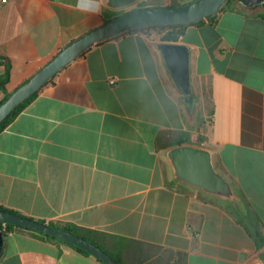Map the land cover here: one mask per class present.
I'll list each match as a JSON object with an SVG mask.
<instances>
[{
	"label": "crops",
	"instance_id": "crops-1",
	"mask_svg": "<svg viewBox=\"0 0 264 264\" xmlns=\"http://www.w3.org/2000/svg\"><path fill=\"white\" fill-rule=\"evenodd\" d=\"M193 1L0 0V103L108 19ZM168 30L93 45L0 132V205L93 231L122 264H264V6L182 29L193 101L158 49ZM182 136L213 152L232 197L175 178L165 153ZM2 234L0 264H104L32 229Z\"/></svg>",
	"mask_w": 264,
	"mask_h": 264
},
{
	"label": "water",
	"instance_id": "water-1",
	"mask_svg": "<svg viewBox=\"0 0 264 264\" xmlns=\"http://www.w3.org/2000/svg\"><path fill=\"white\" fill-rule=\"evenodd\" d=\"M136 0H110L115 6L127 5ZM228 0H196L183 5L144 6L128 10L108 19L100 26L71 42L51 61L41 67L29 80L17 88L0 105V124L12 111L39 91L52 77L58 74L71 61L79 57L97 42L138 27L152 24H190L218 14ZM241 6L254 9L264 6V0H238ZM175 41H160L166 67L175 86L184 94L187 101H193L191 82V47ZM165 158L176 179L202 189L210 194L230 198L235 191L230 180L220 172L214 162L213 152L194 144H180L169 148ZM0 221L12 223L26 229H34L56 237L91 252L108 264H122L108 251L96 243L64 228L28 216L0 208ZM5 236L0 233V251Z\"/></svg>",
	"mask_w": 264,
	"mask_h": 264
},
{
	"label": "trees",
	"instance_id": "trees-1",
	"mask_svg": "<svg viewBox=\"0 0 264 264\" xmlns=\"http://www.w3.org/2000/svg\"><path fill=\"white\" fill-rule=\"evenodd\" d=\"M238 4H239V1L238 0H228L222 7L221 11L222 10H225V9H230V10H233V9H236L238 7ZM173 5H176V4H173ZM143 7V6H142ZM217 16L216 15H213V16H210V17H207L208 19H214L215 17ZM204 19L206 18H202L200 19L198 22H202ZM185 25L187 24H152V25H148V26H145V27H138V28H134V29H131V30H128V31H125V32H121L115 36H112V37H109L107 39H112V38H117L127 32H130V31H136V30H146V29H151V28H160V29H167V28H170L171 30H168L161 38V41H175V37L176 35L180 34L182 29L185 27ZM105 40V39H104ZM103 41V40H102ZM102 41H99L97 42L96 44L102 42ZM84 54V52L82 53ZM6 64H7V70L6 72L0 77V85L3 89L6 90V86H7V83L9 82L10 80V77H11V63L9 61H6ZM55 77H52L39 91H37L34 95H32L31 97H29L27 100H25L23 103H21L19 106H17L13 111L12 113L0 124V132L40 93V91L48 84L54 82L55 80ZM12 93H9V92H6V96H5V99L3 100V102H5L9 96L11 95ZM1 102L0 105L3 103ZM188 141V138H184L183 136L182 137H179L175 140H173V142L170 144V145H180V144H183L185 142ZM0 208L1 209H4V210H9V211H12V212H16L18 214H21L20 212L16 211V210H12V209H9L5 206H2L0 205ZM23 215V214H21ZM43 222H46V221H43ZM3 223H6L7 225V230L6 231H2V233L6 234L10 231H12L14 228H23V227H19L15 224H12V223H7V222H3V221H0V226L3 224ZM49 224H52V225H55L57 227H60V228H64V229H67L69 231H72L73 233L75 234H78L82 237H85L86 239L96 243L97 245L101 246L103 249H105L106 251H108L104 245L102 243H100L97 239H96V235L94 234L93 231H90V230H87V229H83V228H80L78 226H75V225H66V226H60L58 224H55V223H49ZM34 230V229H32ZM36 231V230H34ZM39 232V231H37ZM40 234H43L47 237H50V238H53V239H57V240H60L62 242H65V243H68L72 246H74L76 249H78L79 251L81 252H85V253H89V254H92L91 252L79 247L78 245L76 244H73V243H69L59 237H56V236H53V235H50V234H47V233H44V232H39ZM109 252V251H108ZM110 253V252H109ZM114 256V255H113ZM115 257V256H114ZM120 263H122L117 257H115ZM99 260H101L104 264H108L106 263L105 261H103L102 259L98 258Z\"/></svg>",
	"mask_w": 264,
	"mask_h": 264
},
{
	"label": "built area",
	"instance_id": "built-area-1",
	"mask_svg": "<svg viewBox=\"0 0 264 264\" xmlns=\"http://www.w3.org/2000/svg\"><path fill=\"white\" fill-rule=\"evenodd\" d=\"M2 2H6L7 0H1ZM1 61H3L2 60V58H0V62ZM110 82L112 83V84H115L116 83V79L115 78H112L111 80H110ZM7 230V225H6V223H3L1 226H0V232H2V231H6ZM256 264H263L262 263V261L259 259V260H257V262H256Z\"/></svg>",
	"mask_w": 264,
	"mask_h": 264
},
{
	"label": "rangeland",
	"instance_id": "rangeland-1",
	"mask_svg": "<svg viewBox=\"0 0 264 264\" xmlns=\"http://www.w3.org/2000/svg\"><path fill=\"white\" fill-rule=\"evenodd\" d=\"M164 31V30H163Z\"/></svg>",
	"mask_w": 264,
	"mask_h": 264
}]
</instances>
